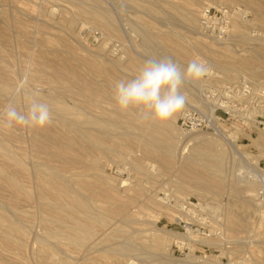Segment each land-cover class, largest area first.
<instances>
[{
  "label": "rangeland",
  "instance_id": "374dc122",
  "mask_svg": "<svg viewBox=\"0 0 264 264\" xmlns=\"http://www.w3.org/2000/svg\"><path fill=\"white\" fill-rule=\"evenodd\" d=\"M261 1L0 0V28L4 26L9 34L7 43L0 42V63L7 71L9 69L12 82L9 94H0V120L10 100L21 109L25 107L27 88L68 107L75 101L79 104L78 95L64 93L61 88H48L50 80L46 71H39L35 64L45 48L43 40L54 42L55 48L82 62L79 71L83 77L86 69L93 66L109 70L113 78L87 72L108 91H112L117 81L134 78L150 58L171 57L181 68H186L192 59L200 58L208 63L210 73L198 81L186 79L181 88L187 98L184 108L176 113L174 123L166 125L156 136L167 133L174 139L179 132L188 133L181 131L180 117L184 110H192L216 127L193 131V136L216 139L225 150L221 161L222 186L219 185L216 194L207 189V185H214L218 180L196 176L199 165L189 159L194 147L192 140H185L180 151L165 147L171 151L169 154L164 147L153 146L148 141L136 143L132 136L140 134V130L128 124L137 123L132 120L131 111L140 117L145 111L136 108L121 111L113 99L114 93L103 94L97 111L104 118L110 117L111 111H119L117 117L122 126L98 134L104 138L103 142L95 144L98 147H93L95 156L87 155L85 162L65 165L55 173L59 180H65L67 186L74 189L73 195L87 200L84 203L89 209L95 208L96 214L105 213L102 215L106 217L105 224L95 226L89 241L76 247L46 237L40 221L33 169L57 167V163L48 161L33 148L32 139L37 134L34 128L8 129L0 124V140L19 156L18 159H23L21 162L27 172L18 178L32 196L29 201L21 196L12 207L7 203V191L0 193V209L27 233L20 250L23 261L36 264L35 251L39 241H43L54 244L55 255L51 262L60 258L66 264H116L117 261L121 264L130 261H133L130 264H264V153L261 151L264 149V74L260 72V67L264 66V16L262 19ZM203 9H210L211 15L222 18L212 21L208 29L223 27L226 29L223 35L215 37L203 33L200 24ZM89 11L106 15L111 24L109 29L89 19ZM189 13L193 16L191 24L184 21ZM15 20L24 25L21 30L13 24ZM141 31L150 34L151 39L144 42ZM131 59L138 62L137 68L127 67ZM245 59L253 61L250 66L243 65ZM256 83L262 89L256 87ZM242 87L248 92L244 97L226 95L227 88ZM17 89L22 91L17 93ZM55 117L56 114L47 126L72 137V150L79 151L81 143L87 144L69 123L58 121V115V120ZM224 135L229 137L226 139ZM229 140H235L238 150L248 157L233 151ZM250 161H257L256 167ZM150 164L156 166L154 172ZM122 181L126 183L124 186H121ZM244 183L250 185L249 191L241 188ZM159 206L167 210L157 212L154 208ZM125 213L130 218L126 219ZM118 230L124 233L116 235ZM155 239H160L164 245L160 255L141 247ZM126 245L134 246L135 250L116 252ZM15 258V255L0 258V264H13Z\"/></svg>",
  "mask_w": 264,
  "mask_h": 264
},
{
  "label": "bare ground",
  "instance_id": "6f19581e",
  "mask_svg": "<svg viewBox=\"0 0 264 264\" xmlns=\"http://www.w3.org/2000/svg\"><path fill=\"white\" fill-rule=\"evenodd\" d=\"M230 1H234V0H219V3H229ZM261 2H262L261 12L263 13L261 18L263 19L264 0H262ZM88 13L90 15L89 19L95 22L99 27H102L103 29H107V30L109 29V25L111 24L106 15L95 12V11H89ZM192 17L193 16L191 15V13H189L188 15L184 17V21L191 24L193 22ZM13 24H15V27L17 28V30H21L22 27L24 26V25L22 26V23L17 20H15ZM85 24L86 23L82 24V26H84ZM69 26H70V23L67 24V27ZM7 30H8V26H7ZM141 36L144 42L151 39V35L148 34L146 31H141ZM199 37L201 38V36ZM8 41H9V34L6 31V28L2 26L0 28V42L4 44V43H7ZM59 41L60 40H58V43ZM53 43L54 42L49 41V40L42 41V44L45 48L40 53L39 58L36 59L35 64L37 68L40 69V70L38 69L39 71L41 72L46 71V74L48 75L47 77L50 80V86L48 88L52 90L61 88V90L64 93L65 92L74 93L78 95L81 98V100L79 104L75 101V102H72V107H68L66 105L59 104L57 100L52 99L48 96L40 95V99H42L43 101L47 102L50 105L53 115L56 114V117L57 115L60 116V118H58L59 120L55 117L58 121L69 123L72 129L77 130L80 133V137L82 141L86 142L87 144L81 143L80 145L81 149L79 151L75 150L74 148H73L74 150H72L73 138L69 136H64L62 133L63 131L61 132L59 130L52 129L49 126H45L43 128H34L37 134L32 139L33 148L36 151L43 153L48 161H55L57 163L56 164L57 167L51 168V167L43 166V169L35 165L36 167H34L33 169V180L35 183L34 186L36 188L35 197L39 204L40 221L43 225L45 236L51 239H55L57 242H63L68 245L80 247V246H83L87 241H89V238L93 235V232L95 231L94 227L101 226L104 223L106 217L102 215H104L105 213L102 214L103 213L102 212L101 215L96 214L94 213L95 208H91L93 209V212H92L91 209L87 207L88 205H85L84 203L85 199H82V197H80L83 200L82 201L80 198L73 195L72 193L74 189L70 188L69 185L67 186V182L65 180L64 181L63 179L59 180L56 177L57 175H55V173L56 171H58L59 173L61 171V167H65V165L75 163V162H80V161L85 162L84 158L87 155L95 156V154L92 153L93 149H95L93 147L96 146L95 144H99L103 142L102 139L104 138L103 136H102L103 138H101L98 134L102 135L104 134L103 133L104 130L106 129L109 130L110 128L116 127V126L121 127L122 125H121V121L119 122V119L117 117V116H120L119 111H111L110 117H106V118H104L101 115L102 114L101 112L97 111L100 107L99 98L103 94H107V95L113 94L114 88L112 89V91H108L105 87L101 86L100 83L97 82V80L93 78L91 79L89 75V73H92L94 75L103 74L107 78H113L111 75V72L109 70H106V69L103 70L96 66H93V68L91 69H86V72H85L86 75L85 77H83L82 76L83 74L80 75V71H79L81 70V67L83 66L82 62L78 61L76 58L72 57L70 54H68L64 50L55 48ZM260 58L262 57L260 56ZM73 62L75 64H73ZM251 62L253 61L249 59L248 61H246L245 59V62H243V65H249V64L251 65ZM262 64H264V61H262ZM138 65H139L138 62L131 59L127 67H130L131 69L132 68L135 69L138 67ZM86 66H89V64ZM142 67L143 66H141L139 70ZM260 68H261L260 72L264 74V66H261ZM8 71L6 69V66L3 63H0V94L1 95H5L6 93H8L12 87V82H11L10 76L8 75ZM253 74L257 75L258 72H253ZM256 84L258 85V83ZM256 87L261 88L259 87V85ZM31 92L33 91L28 90V88L27 90L24 91V97L26 100H27V94ZM222 106L225 107L226 105L222 104ZM141 109L146 112L145 109L143 108ZM131 112H132L131 114L132 120L134 121L137 120V123L131 121L128 124L134 128H138L141 131V132L139 131L140 134H136V132H133L136 135L132 136V138L136 141V143L141 142V140H145V141L150 142L153 146H158L161 148L164 147L166 153L169 154L171 153V151L166 150L165 147H172L180 151L182 148V144L185 140L187 142L192 140L194 147H193V150H191L192 151L191 157H189V159L192 163L194 162L197 165H199V170H196L197 172H195L196 176H198L199 178L201 177L205 179L212 178V181L218 180L217 182L218 184L214 182V185L209 184V183L207 185V189L210 188L212 192L216 193L219 185L221 184L220 186H222V183H220V179H221L220 173L222 170L221 161L223 160L224 155H225V150L220 147L218 140L216 139L208 140L203 135L193 136V131L188 132V133L179 132L174 137V139L167 133L166 134L162 133V137H157L156 134L159 133L161 129L166 127V125H170L174 123L176 114L167 122L159 123V122L154 121L150 116L148 119H144L143 117H140L137 112L135 111H131ZM262 112H264V110ZM67 116L69 117L68 118L69 120L65 119L67 118ZM125 122L127 124L128 121H125ZM123 130H127V129L124 128ZM128 133L130 134L132 132H128ZM224 137L227 139L229 136L224 135ZM2 139H5V138H2ZM155 142H158V143H155ZM228 143L230 144V147L232 148V150L234 149L235 151H239L238 145L235 142V140L233 141L229 140ZM12 151L0 140V159H1L0 161V193H2L3 191H7V196H8L7 203L8 205L15 207V205L17 204L21 196L23 197L21 198L26 201H29L32 198V196H30L28 190L20 183V180L18 178V176L20 175L22 176L26 175V172H27L24 168V165L21 162L22 158L18 159L19 156L16 157V155L14 154L15 152L13 151L14 152L13 153ZM261 151L262 153H264V149H262ZM239 152L242 153V155H244L245 157H248L247 153L242 152V151H239ZM250 163L256 165L257 161H250ZM151 166L152 167L150 168L151 169L153 168V172H154V169H156V166H153V165ZM157 173H154V174H157ZM60 174L62 176L63 173H60ZM125 184L126 183L122 181L121 186H124ZM68 187L72 190V192ZM241 188L245 189L246 191H249L250 185L248 183H244L243 187ZM85 201L87 202V200ZM121 207H125V206H121ZM3 208L5 207L3 206ZM154 209L157 212L167 210L160 206ZM123 216H125L126 219L130 218V215L128 213H125ZM11 220L12 219H9L8 215H6L4 211L0 209V258L9 256V255L10 256L15 255L16 261L13 264H27L25 260L23 261V258L21 257V251H20L23 247L22 240H24L23 237L26 236L25 235L26 232L23 228L15 224V223H18L17 221L14 223ZM238 224L240 223L238 222ZM120 232L124 233L123 230H118V233L116 235H118ZM116 235H113V236H116ZM172 235L180 238V235L178 234L172 233ZM50 243L51 242L47 243V242L39 241V246L37 250L35 251V257L37 260L36 264H66V261L60 258H56L54 262H51V257L55 255V252H54V247H53L54 244H50ZM176 243H179V242H176ZM141 247L146 249L148 252L150 251L152 253H157V255L158 254L160 255V253L164 250V245L160 241V239H155L149 243L142 244ZM134 250H135L134 246L126 245L125 247L121 246L118 249H116V252L119 251L123 254L124 252L134 251ZM130 263H133V261H130ZM116 264H121V262L117 261Z\"/></svg>",
  "mask_w": 264,
  "mask_h": 264
},
{
  "label": "clouds",
  "instance_id": "9594fccd",
  "mask_svg": "<svg viewBox=\"0 0 264 264\" xmlns=\"http://www.w3.org/2000/svg\"><path fill=\"white\" fill-rule=\"evenodd\" d=\"M210 71L208 63L200 58L192 59L186 68H181L171 57H153L145 61L134 78L115 83L113 99L121 111L143 108L146 110L144 119L150 116L154 121L164 123L184 108L187 98L181 88L186 79L198 81ZM21 91L16 90L17 93ZM52 120L50 105L40 99L38 91H33L27 94L23 109L10 100L3 109L0 124L8 129L17 126L43 128Z\"/></svg>",
  "mask_w": 264,
  "mask_h": 264
},
{
  "label": "built area",
  "instance_id": "2783aa9c",
  "mask_svg": "<svg viewBox=\"0 0 264 264\" xmlns=\"http://www.w3.org/2000/svg\"><path fill=\"white\" fill-rule=\"evenodd\" d=\"M200 24L202 25V31L205 34H210L211 36L219 37L224 34L225 28L220 27L217 29H208V25L212 21L222 20L220 17L219 19L216 15H211L210 9H203L200 14ZM247 90L245 87L240 88H227L226 95L230 94L234 97H244L246 95ZM207 118H201L195 115V112L192 110H184L180 117V129L181 131L186 130L188 132L191 131H207L215 129L216 127L210 120H205ZM253 167H256L255 165Z\"/></svg>",
  "mask_w": 264,
  "mask_h": 264
}]
</instances>
